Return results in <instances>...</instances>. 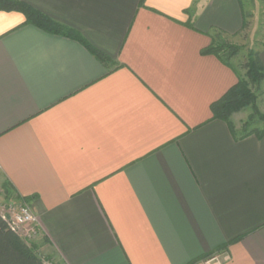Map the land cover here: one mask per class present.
I'll return each instance as SVG.
<instances>
[{"label":"crops","instance_id":"0c3cea01","mask_svg":"<svg viewBox=\"0 0 264 264\" xmlns=\"http://www.w3.org/2000/svg\"><path fill=\"white\" fill-rule=\"evenodd\" d=\"M22 1L108 58L0 11V173L45 264H264V134L213 117L239 68L201 53L242 0Z\"/></svg>","mask_w":264,"mask_h":264},{"label":"trees","instance_id":"16d2710c","mask_svg":"<svg viewBox=\"0 0 264 264\" xmlns=\"http://www.w3.org/2000/svg\"><path fill=\"white\" fill-rule=\"evenodd\" d=\"M0 11L20 12L25 17L24 23L35 25L50 33L60 34L77 40L100 61L106 62L108 60L105 54L90 45L79 32L54 21L22 0H0ZM246 25V22H244L243 29L246 28ZM209 36L211 38L210 43L202 49L201 53L215 55L222 63L230 66V61L234 58V51L237 48H234L233 43L218 29H213ZM244 67L245 79H241L239 76L235 87L226 93L222 99L211 105L213 117L227 120L230 117L231 111L237 110L247 104L251 87H258L261 81L264 80V68L256 57V53L254 56L250 55L247 57ZM4 186L7 193H12L17 198H21L8 180ZM21 199L27 201L25 197ZM0 264H45L44 259L37 253L36 245L34 243H27L17 233L12 231L1 216Z\"/></svg>","mask_w":264,"mask_h":264},{"label":"rangeland","instance_id":"374dc122","mask_svg":"<svg viewBox=\"0 0 264 264\" xmlns=\"http://www.w3.org/2000/svg\"><path fill=\"white\" fill-rule=\"evenodd\" d=\"M242 2L245 7L247 25L242 36L244 43L241 45L233 44L234 48H237L234 51L233 59H236L240 78L245 79L244 64L247 57L254 56L256 50L261 47L260 35L264 30V0H242ZM247 101V104L243 107L230 112L238 132L241 134L264 132V80L261 81L258 87H251ZM6 181L7 179L0 173V204L6 202V200L17 198L14 194L6 192L4 186Z\"/></svg>","mask_w":264,"mask_h":264},{"label":"built area","instance_id":"2783aa9c","mask_svg":"<svg viewBox=\"0 0 264 264\" xmlns=\"http://www.w3.org/2000/svg\"><path fill=\"white\" fill-rule=\"evenodd\" d=\"M0 216L8 227L32 243L39 235V222L28 202L21 198H12L0 204Z\"/></svg>","mask_w":264,"mask_h":264}]
</instances>
